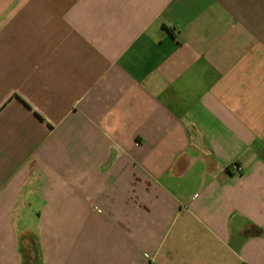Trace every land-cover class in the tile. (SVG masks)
<instances>
[{"label": "crops", "instance_id": "crops-1", "mask_svg": "<svg viewBox=\"0 0 264 264\" xmlns=\"http://www.w3.org/2000/svg\"><path fill=\"white\" fill-rule=\"evenodd\" d=\"M0 264H264V0H0Z\"/></svg>", "mask_w": 264, "mask_h": 264}, {"label": "built area", "instance_id": "built-area-1", "mask_svg": "<svg viewBox=\"0 0 264 264\" xmlns=\"http://www.w3.org/2000/svg\"><path fill=\"white\" fill-rule=\"evenodd\" d=\"M235 168H237L238 171H241L243 167L241 165H235Z\"/></svg>", "mask_w": 264, "mask_h": 264}, {"label": "rangeland", "instance_id": "rangeland-1", "mask_svg": "<svg viewBox=\"0 0 264 264\" xmlns=\"http://www.w3.org/2000/svg\"><path fill=\"white\" fill-rule=\"evenodd\" d=\"M32 225H34V227H36V228L39 229V226H40L39 223H34V222H33Z\"/></svg>", "mask_w": 264, "mask_h": 264}]
</instances>
